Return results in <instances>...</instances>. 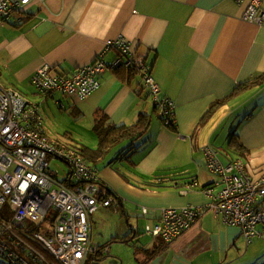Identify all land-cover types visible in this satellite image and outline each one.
Instances as JSON below:
<instances>
[{
  "label": "crops",
  "instance_id": "obj_1",
  "mask_svg": "<svg viewBox=\"0 0 264 264\" xmlns=\"http://www.w3.org/2000/svg\"><path fill=\"white\" fill-rule=\"evenodd\" d=\"M244 10L245 4L232 0H46L0 25V89L34 103L39 97V105L56 97L77 120H87L96 144L73 149L97 148V124L131 126L142 115L149 118L141 136L117 138L101 158L87 160L120 208L100 207L89 217L91 243L96 224L111 228L114 243H128L143 233L139 226L157 216L143 215L142 207L189 205L201 209L192 227L169 244L149 238L137 248L135 264H264V227L246 243L240 230L224 225L210 207L220 185L202 150L208 146L223 166L241 159L250 179L264 173V81L233 94L240 83L264 73V25L243 20ZM117 35L127 39L130 53L145 56L158 98L174 103L175 130L163 126L148 89L129 68H106L84 100L60 92L43 99L36 93L31 77L44 66L66 76L99 57L109 64L116 52L105 50V41ZM218 101L222 104L202 120ZM69 177L68 168L65 179L57 180L70 186ZM114 243L104 255L88 258L94 264L104 257L105 264H123L110 258Z\"/></svg>",
  "mask_w": 264,
  "mask_h": 264
},
{
  "label": "built area",
  "instance_id": "obj_2",
  "mask_svg": "<svg viewBox=\"0 0 264 264\" xmlns=\"http://www.w3.org/2000/svg\"><path fill=\"white\" fill-rule=\"evenodd\" d=\"M45 1L0 0V25L12 14H23L31 3ZM233 1L245 4L243 20L264 25V0ZM110 49L116 56L109 64L99 57L66 76L44 66L33 74L31 84L43 99L60 92L84 100L98 88L96 77L106 68H129L148 89L163 126L175 129L174 103L158 98L159 87L145 56L130 53L123 35L105 41V50ZM202 150L207 168L216 174V184L220 185L210 207L224 225L237 227L245 242H251L261 235L257 227H264V173L250 179L241 159L223 166L208 146ZM50 160L70 169L69 182L73 185L57 180ZM101 182L76 149L60 147L45 135L39 103L28 101L17 91L0 89V214L5 206L10 211L9 220L0 219L1 259L7 264H85L90 254L104 255L105 248L91 243L89 217L100 207L113 211L119 208L117 197L101 196ZM200 212V208L189 205L158 210L142 207L143 215L157 213L144 232L172 243L192 227ZM46 220L51 227L45 230L50 232L47 234L40 229Z\"/></svg>",
  "mask_w": 264,
  "mask_h": 264
},
{
  "label": "rangeland",
  "instance_id": "obj_3",
  "mask_svg": "<svg viewBox=\"0 0 264 264\" xmlns=\"http://www.w3.org/2000/svg\"><path fill=\"white\" fill-rule=\"evenodd\" d=\"M60 94L56 93L58 97L62 95ZM34 101L38 103L40 101L39 97H37L36 100ZM40 108L43 116V125H44L43 128L46 131L45 134L51 141L57 143L58 146L64 148H71V149L78 148L83 145L95 146L96 136L92 132V130L89 129V126L87 125V120H80V119L77 120V118L74 116L73 111L70 108H68V105L59 104L58 99L55 97V100L50 98L47 100V103L46 102L40 103ZM50 167L52 168L53 171L57 173L58 180L62 181L67 176L68 167L64 163L58 160L52 161L50 163ZM110 210L113 211L112 209ZM2 214L4 215V218H0V219H6V220L10 219V211L6 206L3 208ZM121 218L123 219V221L126 220V217L124 216H121ZM144 227L145 225L139 226L138 230H142L143 233H140L131 242L122 243L121 241H117L118 243H114L116 242V240H112L109 237L111 228L108 227L107 230L105 231L103 228H101V226H98L96 224L92 233L93 235L92 243L94 246L97 245L103 246L109 241H111V243L107 247L108 249L105 248L106 250H109L111 245L114 243L113 253L110 254L111 256L110 258L112 257L118 258L119 262L120 260L124 261L123 264H127V263L135 264L137 261L135 256L137 248H141L147 242V240H149V238L154 239L152 236L144 232ZM50 228L51 227L49 226V222L47 220L41 225V230H50ZM45 232L46 234L50 233L47 231ZM95 240L100 243L96 244L94 242ZM43 254L45 256V253ZM88 260L86 261L88 262V264H94V261L91 259V257H89ZM105 260H106L105 257L99 259L100 262H103L101 264H105ZM0 264H7V263L0 258Z\"/></svg>",
  "mask_w": 264,
  "mask_h": 264
},
{
  "label": "trees",
  "instance_id": "obj_4",
  "mask_svg": "<svg viewBox=\"0 0 264 264\" xmlns=\"http://www.w3.org/2000/svg\"><path fill=\"white\" fill-rule=\"evenodd\" d=\"M132 71L135 72L134 70H132ZM96 78L98 79V77H96ZM263 81H264V73H262L261 75L257 76L256 78H254L250 81L240 83L236 87V89L233 91V94H242L243 92L251 89L252 87L260 85ZM221 104L222 103L220 101L213 103L210 106L207 113L202 118V120L210 117L213 114L214 110L218 106H220ZM98 117L100 119H103L105 116L100 115ZM148 126H149V118L145 115L140 116L138 118L137 122H135V124H133L131 126H124V125H122V126H107L104 128L102 125L97 124L95 127V132H96V135L98 138L97 148L93 151L85 149V148H83V149L81 148L78 152L84 157V159L86 161L87 160L95 161V160L101 158L103 154H105L111 147L114 146L113 144L117 141V138L120 140H123V139H129V138L133 139V138L139 137L147 130ZM236 144L239 146L240 150L242 151L243 150L242 146L238 143H236ZM100 194L102 197L114 196L105 186H103V182H101ZM4 212H5V210H4ZM0 218H4V215L2 213L0 214ZM93 255L96 256L98 254L96 253ZM47 257L49 258L48 255H47ZM88 259L89 258H87V260ZM91 259L93 260L94 258H91ZM86 264H88V262Z\"/></svg>",
  "mask_w": 264,
  "mask_h": 264
},
{
  "label": "bare ground",
  "instance_id": "obj_5",
  "mask_svg": "<svg viewBox=\"0 0 264 264\" xmlns=\"http://www.w3.org/2000/svg\"><path fill=\"white\" fill-rule=\"evenodd\" d=\"M263 3H264V1L261 3V8L263 9V11H264V8H263Z\"/></svg>",
  "mask_w": 264,
  "mask_h": 264
},
{
  "label": "clouds",
  "instance_id": "obj_6",
  "mask_svg": "<svg viewBox=\"0 0 264 264\" xmlns=\"http://www.w3.org/2000/svg\"><path fill=\"white\" fill-rule=\"evenodd\" d=\"M99 255V254H98Z\"/></svg>",
  "mask_w": 264,
  "mask_h": 264
},
{
  "label": "flooded vegetation",
  "instance_id": "obj_7",
  "mask_svg": "<svg viewBox=\"0 0 264 264\" xmlns=\"http://www.w3.org/2000/svg\"><path fill=\"white\" fill-rule=\"evenodd\" d=\"M102 255V254H101Z\"/></svg>",
  "mask_w": 264,
  "mask_h": 264
}]
</instances>
